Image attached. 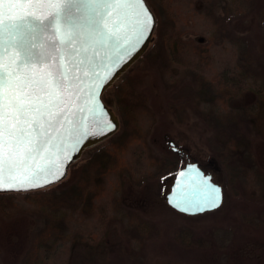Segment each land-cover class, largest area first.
Segmentation results:
<instances>
[{"label":"rangeland","instance_id":"obj_1","mask_svg":"<svg viewBox=\"0 0 264 264\" xmlns=\"http://www.w3.org/2000/svg\"><path fill=\"white\" fill-rule=\"evenodd\" d=\"M147 2L157 19L153 41L129 70L143 83L127 85L130 105L120 83L129 71L104 93L120 128L86 151L66 179L79 183V170L104 147L122 161L121 169L91 185L99 197L89 208L79 198L52 206L9 193L16 195L0 204V264H264V0ZM154 5L164 16L159 31ZM172 31L184 40L206 39L209 65L190 45L170 46ZM202 79L229 94L216 102L208 92L200 98ZM172 102L184 103L186 126L176 122ZM125 104L130 110L123 125ZM219 128L220 137L241 140L234 189H227L225 174L209 158V139ZM170 154L183 161L180 169L197 162L224 187L219 209L185 217L168 206L174 176H153L158 158Z\"/></svg>","mask_w":264,"mask_h":264},{"label":"snow or ice","instance_id":"obj_2","mask_svg":"<svg viewBox=\"0 0 264 264\" xmlns=\"http://www.w3.org/2000/svg\"><path fill=\"white\" fill-rule=\"evenodd\" d=\"M41 3L43 0H35L36 5ZM33 7L34 0H0V191H27L59 180L64 175L63 164L54 161L64 143L62 133L79 140L115 128L96 99L104 81L89 83V96L95 104L87 112L99 131L89 129L86 116L77 119L74 105L89 73L99 77L97 69L102 62L97 64L94 59L100 56L97 46L110 50V54L105 52L106 59L119 64L131 43V38L120 32L130 30L139 42L151 31L152 17L143 0H67L64 8L68 11L57 10L51 19L37 15ZM80 7L88 11L74 17L71 9L79 12ZM137 7L140 12H125L123 19L115 22V29L110 26L109 17L115 9ZM89 51L92 56L85 55ZM49 154L53 159L46 166H34L37 159ZM209 181L201 180L203 190L194 194L195 200L186 201L188 205L199 204L200 211L220 207L221 189ZM174 206L189 211L179 202Z\"/></svg>","mask_w":264,"mask_h":264},{"label":"water","instance_id":"obj_3","mask_svg":"<svg viewBox=\"0 0 264 264\" xmlns=\"http://www.w3.org/2000/svg\"><path fill=\"white\" fill-rule=\"evenodd\" d=\"M110 2L115 3L117 2V0H110ZM127 2L135 3V0H127ZM66 4H67V0H43V3L36 5L34 0V7L32 10L35 11L37 15L51 19V14H54L57 10L68 11V9L64 8V5ZM52 5H56V7H52ZM143 7L147 9L148 13L152 17L151 31L146 34L147 38L137 42L135 37L132 36L130 30H126V31L122 30L120 32V35L130 37L131 43L128 44L127 52L125 53L124 59L119 64H115L113 61L106 59L105 52L108 51L110 54V50L101 49L99 48V46H97L100 51V56L94 57V59L97 64H101L102 62V66H100L97 69L99 72V77L94 76L91 72L89 73V77L85 78L83 84V90L80 93V98L78 101H76L74 105L75 109L77 110L76 111L77 119L81 116H86L89 129L91 130L92 128L95 127L96 131H99V127L94 124L93 115L87 112V108L93 107L95 104V102L89 96V83L90 82L100 83L101 81H104L103 86L101 87L96 99L98 100L99 105L107 112V116L105 117V119H107L111 124H114L115 128L107 131L105 134H101L96 137H92L91 135H89L79 140L75 135L69 136L66 133H62L64 137V143L61 145V150L57 153V157L55 158L54 161L55 163L63 164L64 175L59 180L55 181L54 183L47 184L42 188H35L27 191L4 190V191H0V194L29 193V192L44 190L63 182L68 177L70 168L81 160V158L83 157L86 151L105 142L106 140L110 139L118 132L120 128V119L117 116V114L114 112V110L111 109L105 103V101L103 100V95L108 89L114 86L131 69V67L145 54L149 45L153 41V35L156 29L157 19L150 5L148 4L147 0H143ZM87 11L88 10L83 7H80L79 12H77L75 8L71 9V13L74 17L83 16ZM140 11L141 9L138 7L129 8V9H115L112 13V16L109 17V24L111 27L115 29V22L123 19L125 12L135 13ZM29 19L31 20L32 18L30 17ZM33 22L35 23V21ZM64 32H65V25L62 23L61 34H63ZM37 43H40L39 37L37 38ZM85 55L92 56L93 53L89 51V53ZM80 108H84L85 111L83 113L79 112L78 110ZM96 115L99 116V113L97 112ZM65 128L68 129L69 126L65 125ZM171 146L174 152L178 151L174 142L171 143ZM52 159L53 157L49 154L44 159H37L34 166L37 164L39 166H46L48 164V161ZM192 168H195L197 171L195 172L191 171ZM181 172H184L185 175L181 176L180 175ZM205 178H210L209 183L221 189V197H222V203L220 205L221 207L225 195L224 187L219 183L215 182L212 175L208 174L204 170V168L197 162L186 163L174 175L172 185L166 194V201L168 206H170L176 212L188 216H197L219 209L220 207L211 210L200 211L198 209L201 207V205L194 204L190 206L186 203V201L195 200L196 196L194 194L197 193L198 191L203 190V185L201 183V180ZM177 202H179L180 207H189V211L187 212L180 211L178 207L174 206Z\"/></svg>","mask_w":264,"mask_h":264},{"label":"trees","instance_id":"obj_4","mask_svg":"<svg viewBox=\"0 0 264 264\" xmlns=\"http://www.w3.org/2000/svg\"><path fill=\"white\" fill-rule=\"evenodd\" d=\"M155 12L158 15V18L161 19L158 22L157 25V31H159L162 27L164 16L162 14V10H160L157 5H154ZM166 42L169 43L170 46H174L177 43L185 45V48L187 49V46L192 48V53L196 57V52L199 54L198 61L205 63V66H208V58H209V46L210 44L207 43L205 40L199 39V40H184L182 39L181 32H178L177 34L172 31L171 33L167 34ZM185 48L183 50H185ZM174 50V49H173ZM177 57V56H176ZM178 58V57H177ZM197 62V59H196ZM132 71H129L127 75L124 77V79L120 82L124 89V97L125 102H127L130 105V99L128 98L129 95V88H127V85L135 87V85H142L143 80H140L138 76L132 75ZM118 83L117 85H119ZM201 88L198 92V95L200 98H202L206 92H208L211 95V98L213 102H216L217 100H223L225 99L223 96L228 95L229 93H225L224 95L220 94L217 90L214 89V82L212 80L202 79L201 81ZM120 86V87H121ZM119 88V87H117ZM112 89V88H111ZM110 89V90H111ZM222 96V97H221ZM128 106H124L125 114L127 115V112H129ZM170 111L175 117L176 122L180 126H186L188 123V114L186 113L187 109L182 102H172L170 103ZM128 122V115L126 118L122 117V123L127 124ZM218 126L222 127L224 124H220L219 121H215ZM239 123H236L238 125ZM220 127V128H221ZM217 130V134L214 137H211L209 139V149L211 150V154L209 155L210 160L212 163L219 166V168L222 170V172L225 174V184L227 189H234L235 186L238 184V181L240 180L241 171L237 165V160L239 158L238 152L240 151L241 147V140L240 142H235L231 140L230 138H223L220 137V133H222L223 128ZM235 129H238L239 127H234ZM121 163L122 161L117 157L114 151H110L107 148H100L98 151H96L89 161L79 170V183L77 184H68L72 179L73 176L69 177L65 181L54 185L53 187L34 191L30 193H24L25 196L33 195L36 198H41L42 202L45 201V203L51 204L56 203L61 200L71 199V198H79L85 200V208H89L99 197L98 190L95 187H92L91 185L96 184L97 180L104 174L116 170L121 169ZM183 161L180 158L173 157V154L170 155H163L158 158L157 165L158 170L154 174L153 178L157 180H165L173 177L177 171L182 166ZM73 167L72 169H74ZM81 184V186H80ZM16 194H0V204L1 207L3 205H8V203L11 202V197ZM47 205V204H46ZM52 205V204H51ZM53 206V205H52ZM100 212V210H99ZM214 212V211H213ZM178 213V212H177ZM212 213V212H209ZM180 214V213H179ZM185 217H194V216H188L184 214H180ZM200 216V215H199ZM194 243L197 246L198 239H194ZM198 247V246H197ZM166 262V261H162ZM171 264V263H170Z\"/></svg>","mask_w":264,"mask_h":264}]
</instances>
